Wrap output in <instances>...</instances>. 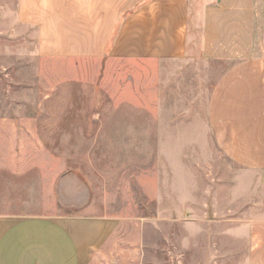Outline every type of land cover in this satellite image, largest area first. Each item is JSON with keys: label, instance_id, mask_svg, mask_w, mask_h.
<instances>
[{"label": "rangeland", "instance_id": "obj_1", "mask_svg": "<svg viewBox=\"0 0 264 264\" xmlns=\"http://www.w3.org/2000/svg\"><path fill=\"white\" fill-rule=\"evenodd\" d=\"M17 4L0 0V217L109 219L90 264H264L260 178L180 123L205 115L213 81L180 94L176 74L38 55Z\"/></svg>", "mask_w": 264, "mask_h": 264}, {"label": "crops", "instance_id": "obj_2", "mask_svg": "<svg viewBox=\"0 0 264 264\" xmlns=\"http://www.w3.org/2000/svg\"><path fill=\"white\" fill-rule=\"evenodd\" d=\"M16 16L38 55L127 61L165 85L176 74L180 94L212 80L205 115L180 123L204 122L242 171L264 177V0H18ZM113 232L104 217L2 216L0 264H90Z\"/></svg>", "mask_w": 264, "mask_h": 264}]
</instances>
